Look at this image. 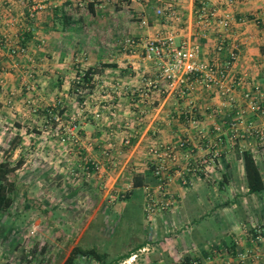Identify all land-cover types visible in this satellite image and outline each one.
<instances>
[{
	"label": "crops",
	"instance_id": "crops-1",
	"mask_svg": "<svg viewBox=\"0 0 264 264\" xmlns=\"http://www.w3.org/2000/svg\"><path fill=\"white\" fill-rule=\"evenodd\" d=\"M165 4L173 11L169 18L155 12ZM226 13L231 18L223 27L218 20ZM168 28L175 41L195 44L202 59L222 58L236 45L225 80L231 102L194 81L185 95L160 88L157 63L142 57L139 45L122 43ZM85 70L89 80L74 89ZM244 90L264 103V0H0V120L18 125L6 131L7 148L24 149L22 137L31 133L18 121L35 104L38 118L74 126L75 141L56 149L71 168H83L65 206H17L11 194L10 207L0 210V264H62L76 245L93 246L115 264L129 255L130 264H264V140L254 132L264 127V115L250 107ZM216 125L220 141L212 156ZM179 139L186 147L177 148L176 161L163 169L172 198L165 207L166 197L153 190L151 209H145L144 185L154 189L152 167L159 159L149 146ZM243 150L259 170V189H248ZM194 161L200 169H184ZM55 210L68 217L66 225L57 215L53 221ZM40 212L51 216L46 227L58 230L55 239L42 233ZM113 213L127 216L131 232L120 246L106 239ZM28 216L35 217L30 226L21 225Z\"/></svg>",
	"mask_w": 264,
	"mask_h": 264
},
{
	"label": "built area",
	"instance_id": "built-area-1",
	"mask_svg": "<svg viewBox=\"0 0 264 264\" xmlns=\"http://www.w3.org/2000/svg\"><path fill=\"white\" fill-rule=\"evenodd\" d=\"M226 1L229 2L231 0ZM199 8L206 13L207 9L204 5H200ZM155 12L163 15L165 18H169L173 11L170 5L165 4L164 7L155 9ZM209 13H211V11H209ZM230 18V15L226 13L218 22L221 26L225 27L228 25ZM174 37L175 31L172 28H168L163 33L143 37L141 39L126 37L123 39L122 43L139 45L142 57L157 63V78L160 79V88L176 89L178 94L185 95L190 86V82L194 81L204 88H214L218 90L221 94L225 95L226 102H231L233 100L231 88L225 84V80L229 77L232 61L237 56L236 45L233 43L230 44L226 55L222 58L202 59L198 57V49L195 44H190L186 41H175ZM222 46L223 44L219 42L216 44L215 48L218 50L221 49ZM75 82L78 84L83 83L80 74L76 75ZM235 82L237 84L240 83V79H236ZM242 96L247 98L250 107L258 110L264 115V103L260 104L253 101L248 90L242 91ZM235 122V119L231 120L229 125L234 126ZM73 127L74 126L71 125L67 128L68 132L64 138L69 137L71 140L75 141L76 136L72 130ZM214 131L215 133L209 141V145L213 147L212 156L217 154L215 145L220 141V136L218 134L219 126H214ZM254 132L258 138L264 140V127L255 128ZM61 138L64 139L63 137ZM186 145V139H179L172 144L159 142L149 146L151 152L155 153L159 159H157V162H155L152 167V173L157 179V182L153 186L154 189H151L148 185H144L146 189L145 197L147 199L145 209H151V204L154 200L152 194L153 190L159 194L160 197H166L167 201L163 206L167 207L169 204L168 202L172 198L171 194L166 189V182L169 177L164 175L163 169L165 168L166 161H176V149L186 147ZM187 155L189 154L187 153ZM92 168H97V165L93 164ZM184 169H189L194 172L200 169V166L194 161L193 164L186 165ZM84 170L87 171V168H84ZM128 259H130V255L122 259V262H126ZM195 262V259H190L188 262L179 259L168 264H195Z\"/></svg>",
	"mask_w": 264,
	"mask_h": 264
},
{
	"label": "rangeland",
	"instance_id": "rangeland-1",
	"mask_svg": "<svg viewBox=\"0 0 264 264\" xmlns=\"http://www.w3.org/2000/svg\"><path fill=\"white\" fill-rule=\"evenodd\" d=\"M27 109L29 114L26 115L27 117L24 118L25 120H21L20 123L18 121V124H21L19 129L22 130L23 127L26 126L27 129H30L31 133L30 135L24 136V138L22 137V144L25 146L24 149L8 150L7 143L9 134L8 132L6 133V131H14L17 129L18 125H16L17 122L12 120H0V159L8 158L13 164L16 162L17 158H21L20 163L15 165L13 171L8 174V176L14 181V189L11 194H13L17 206L25 202L30 205V208L45 207V209H51L50 204L53 203V201H55V207L57 208L61 207L62 203L63 206H65V196L68 195L67 193L73 192V187L76 186L75 181L79 182L83 178V175L80 172L83 168H81L80 165H77L79 168H71V161H69L68 158H65L64 154L59 152V149H61L60 146L69 145L68 140L71 139L69 137H64L68 132L67 128L70 127L71 124H67L68 121H63V123L56 125L53 122V118L46 120L38 118L36 113L39 111L35 104H29ZM40 130H43L42 135L35 138L34 133L39 132ZM72 130L74 132V128ZM36 143L38 145L43 144L44 146H47L48 149L45 150V147L40 150L38 147L37 149L32 148L31 145H36ZM51 147H53V150ZM56 147L59 149H56ZM92 170H94L93 172H97L98 169L93 168ZM91 172L92 171H89L88 175L93 174V172ZM80 187H82V185H80ZM41 194H43V196ZM45 194L47 196H44ZM23 196L31 198L32 200H26ZM41 197H43V199H41ZM55 211L56 213L52 217L47 212H40L42 216L44 215V217H42L43 220L40 229L48 239L52 236L55 239L58 230L51 232L49 228L46 227L49 222L47 219H50L51 217L54 221L56 220L55 217L58 216L60 223L62 222L64 225L67 224L66 220L68 217L62 215L58 210ZM46 215H49L50 217L45 218ZM33 218L35 217L28 216L27 220H21V225L27 223V227L30 226ZM81 219L82 217H80V220ZM57 225L59 227L62 226L61 224ZM127 227V216L125 214H111L106 239L115 241L118 246L126 243L130 240V234L128 235V233H131L130 231L127 232ZM59 235L58 240L61 241V233H59ZM19 236H17V238ZM30 238L32 239L33 237L29 236L28 239ZM48 250L50 249H45V253H43L42 257H46L49 252ZM62 253L63 251L59 252V254ZM130 260L131 259H128L126 262H122L121 259L120 263L130 264Z\"/></svg>",
	"mask_w": 264,
	"mask_h": 264
},
{
	"label": "trees",
	"instance_id": "trees-1",
	"mask_svg": "<svg viewBox=\"0 0 264 264\" xmlns=\"http://www.w3.org/2000/svg\"><path fill=\"white\" fill-rule=\"evenodd\" d=\"M91 73L90 70H85L78 74L81 75L83 82H87L90 78L88 73ZM83 83L78 84L74 82V89L78 87L82 88ZM62 109H56L55 113L61 112ZM243 160L244 174L249 190H256L262 186V180L260 177L259 170L254 162L251 152L243 150L241 152ZM21 161V158H17L16 162L13 164L9 161L8 158L0 159V210H6L10 207L12 203L11 193L14 189V181L8 176V174L13 171L15 165H18ZM88 258H91L97 262V264H115L116 261L105 262L104 253L99 252L95 247H81L76 245L72 247L66 257L63 259L62 264H77V260L83 263Z\"/></svg>",
	"mask_w": 264,
	"mask_h": 264
}]
</instances>
